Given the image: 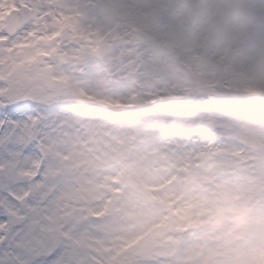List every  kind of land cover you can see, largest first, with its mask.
<instances>
[{
  "label": "snow or ice",
  "instance_id": "1",
  "mask_svg": "<svg viewBox=\"0 0 264 264\" xmlns=\"http://www.w3.org/2000/svg\"><path fill=\"white\" fill-rule=\"evenodd\" d=\"M95 7L94 0H0V264H115L101 207L79 195L78 144L101 120L153 127L159 149L153 166L219 163L224 170L213 185L235 171L264 203L261 169L224 127L228 114L243 107L234 81L194 73L191 87L181 89L150 60V44L170 33L173 6L161 5L143 35L126 24L104 25ZM257 35H264V11L251 38ZM218 47L214 35L195 46L179 42L182 70ZM119 63L127 65L120 72ZM133 72L140 81L156 78L150 97L139 86L120 91ZM97 87L103 96L94 95ZM138 102H163L173 112L190 105L193 115L159 124L136 109ZM112 104L128 110L103 107ZM124 264L152 261L137 254Z\"/></svg>",
  "mask_w": 264,
  "mask_h": 264
},
{
  "label": "rangeland",
  "instance_id": "2",
  "mask_svg": "<svg viewBox=\"0 0 264 264\" xmlns=\"http://www.w3.org/2000/svg\"><path fill=\"white\" fill-rule=\"evenodd\" d=\"M135 2L130 0L129 7ZM165 4L173 6L174 23L169 35L156 41L159 46L150 44V60L181 89L191 87L194 73L211 82L224 77L234 81L243 107L228 114L224 127L253 154L264 175V35L251 38L264 0L143 1L137 5L142 23L131 31L146 34L151 15ZM192 12L196 18L190 23ZM207 35L219 42L215 56L202 52L192 68L183 70L179 60H170L178 58L179 42L195 46ZM156 82L155 77L140 81L134 72L127 73L120 91L131 93L139 86L150 97ZM92 91L96 96L105 92L99 87ZM125 106L128 110V105L120 107ZM103 107L122 113L115 104ZM135 107L150 112L159 124L193 115L190 105L175 112L163 102H138ZM85 136L86 141L78 144L79 195L101 207L103 238L116 250L115 264L137 254L152 264H264V203L254 198L237 172L213 185L224 170L219 163L201 160L189 168L177 161L153 166L159 149L151 126L130 128L101 120L85 130Z\"/></svg>",
  "mask_w": 264,
  "mask_h": 264
},
{
  "label": "flooded vegetation",
  "instance_id": "3",
  "mask_svg": "<svg viewBox=\"0 0 264 264\" xmlns=\"http://www.w3.org/2000/svg\"><path fill=\"white\" fill-rule=\"evenodd\" d=\"M129 1L130 0H98L95 3V10L98 9L99 11H95V15L104 25L117 26L120 24H126L130 28L135 25H140L139 23L142 22L139 21V18L142 17V11L137 5H140L143 1L148 2L150 0H134L136 1V5H133L132 8L129 7ZM155 14L156 11L153 15ZM146 15L150 16L151 12L146 13ZM151 18H153L152 15ZM143 19H147V17ZM147 28H149V26ZM136 32L137 30L133 31L135 34ZM126 67V64L119 63L116 66V70L120 72ZM116 110H120L122 113L126 112L127 106L116 108Z\"/></svg>",
  "mask_w": 264,
  "mask_h": 264
},
{
  "label": "water",
  "instance_id": "4",
  "mask_svg": "<svg viewBox=\"0 0 264 264\" xmlns=\"http://www.w3.org/2000/svg\"><path fill=\"white\" fill-rule=\"evenodd\" d=\"M195 18H196L195 13L192 12V13L190 14V16H189V22H190V23H193V22L195 21Z\"/></svg>",
  "mask_w": 264,
  "mask_h": 264
},
{
  "label": "bare ground",
  "instance_id": "5",
  "mask_svg": "<svg viewBox=\"0 0 264 264\" xmlns=\"http://www.w3.org/2000/svg\"><path fill=\"white\" fill-rule=\"evenodd\" d=\"M170 60H173V61H174V60H179V59L177 58V56H176V57L174 56V57L171 58Z\"/></svg>",
  "mask_w": 264,
  "mask_h": 264
}]
</instances>
